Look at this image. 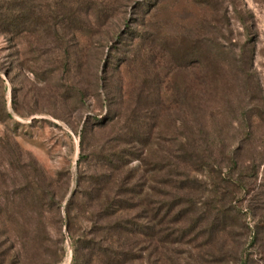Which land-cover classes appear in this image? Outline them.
Returning a JSON list of instances; mask_svg holds the SVG:
<instances>
[{"label":"rangeland","instance_id":"374dc122","mask_svg":"<svg viewBox=\"0 0 264 264\" xmlns=\"http://www.w3.org/2000/svg\"><path fill=\"white\" fill-rule=\"evenodd\" d=\"M80 1L90 9L79 31H0V254L9 264H71L66 203L80 166L100 170L97 154L138 131L153 133L152 162L192 128L207 133L216 159L237 163L229 233L214 249L222 241L234 254L226 264H242V248L247 264H264L253 239L264 215V0ZM86 124L92 131L82 145ZM82 154L95 160L84 163ZM191 175L207 190L192 194L197 206L185 226L199 219L195 233L209 222L214 175ZM133 182L143 189L137 213L147 222L151 175L140 170ZM162 226L171 231L173 223ZM205 239L160 247L152 263L199 264L212 258Z\"/></svg>","mask_w":264,"mask_h":264},{"label":"trees","instance_id":"16d2710c","mask_svg":"<svg viewBox=\"0 0 264 264\" xmlns=\"http://www.w3.org/2000/svg\"><path fill=\"white\" fill-rule=\"evenodd\" d=\"M86 8L80 0H39V3L38 0H0V31L19 35L39 30L45 35L54 33L62 37L72 30L79 31L83 12L89 7ZM91 131L88 124L82 129V145ZM182 137L176 148L161 151L151 162L149 151L152 142L153 156V133L151 136L138 131L133 139L123 142L124 146L97 154L100 170H90L91 165L89 170L80 166L77 188L66 203L68 227L74 230L71 264H155L152 263V253L156 249H165L170 243H185L189 236L194 240L200 235H204L205 244L211 246L208 251L211 250L212 258H197L199 264H226L229 257L234 256L222 241H217V249H214L213 241L229 233L226 217L233 207L231 187L238 183L233 176L236 160L216 159L212 154L213 142L202 130L185 128ZM83 160L92 163L95 158L82 154L80 161ZM133 160L140 161V165L131 168ZM225 161L233 164L224 168ZM140 170L149 173L152 180L147 222H142V216L137 213L145 201L143 189L133 182ZM192 172L214 175V186L209 189L211 196L204 202L209 222L195 233L199 219L193 225L185 226L186 216L197 206L196 196L192 194L207 190L193 186L197 178L191 175ZM158 179V184L162 185L159 191L156 190ZM110 186L113 194L108 193ZM167 221L173 223L171 231L162 226ZM155 222L161 225L158 229ZM253 239L254 245L264 247V215L255 222ZM245 251V248L241 249L242 264H247ZM3 254H0V264H9ZM172 261L173 264H183L176 257Z\"/></svg>","mask_w":264,"mask_h":264}]
</instances>
